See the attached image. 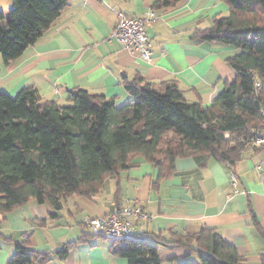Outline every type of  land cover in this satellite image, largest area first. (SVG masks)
Returning <instances> with one entry per match:
<instances>
[{"label": "crops", "instance_id": "0c3cea01", "mask_svg": "<svg viewBox=\"0 0 264 264\" xmlns=\"http://www.w3.org/2000/svg\"><path fill=\"white\" fill-rule=\"evenodd\" d=\"M159 0H67L56 22L23 55L5 64L0 54V88L15 97L24 88L38 90L43 101L68 104L70 91L115 98L118 106L132 102L124 79L141 76L151 82L173 81L191 103L213 104L227 83L236 80L228 60L240 49L194 38L217 17H227L224 0H182L159 8ZM0 0V4H1ZM9 16L13 2L5 1ZM3 6V5H2ZM154 12L147 28L149 60L129 51L113 36L119 13L143 18ZM4 12V11H3ZM5 13V12H4ZM6 14V13H5ZM138 167L106 178L94 198L73 195L60 210L50 203L31 201L0 214V264L15 253V242L28 241L49 252L46 264H129L115 254L124 243L95 236L85 222L112 213L117 205L140 206L151 219H133L137 236L159 249L161 264H201L198 253L168 244L175 236H195L211 229L234 246L245 264H264V148L242 151L234 165L215 158L179 157L171 176L159 179L157 167L142 158ZM238 179L231 186V173ZM237 190V192H235ZM55 215V216H54ZM78 243L64 259L57 257L65 243ZM168 244V245H166Z\"/></svg>", "mask_w": 264, "mask_h": 264}, {"label": "trees", "instance_id": "16d2710c", "mask_svg": "<svg viewBox=\"0 0 264 264\" xmlns=\"http://www.w3.org/2000/svg\"><path fill=\"white\" fill-rule=\"evenodd\" d=\"M181 1L159 0L156 7L168 9ZM224 1L230 14L193 35L241 50L228 60L236 80L227 83L210 106L189 102L173 81L151 82L141 76L124 79L133 100L121 107L115 98L81 89L71 90L69 103L63 105L43 101L33 87L15 97L0 88V214L31 201L50 202L60 210L70 196L92 199L106 178L138 167L139 158L157 167L159 179L171 176L179 157H212L234 165L253 145L251 129L263 125L264 0ZM12 2L11 16L0 27L5 64L34 45L67 6V0ZM5 19L0 10V22ZM259 231L264 238V229ZM88 236L65 243L55 254L66 258ZM123 241L114 253L129 264L162 263L155 245L137 235ZM172 243L198 253L201 264H245L236 248L211 229L192 237L175 236ZM15 244L7 264L51 260L49 252L34 250L27 240Z\"/></svg>", "mask_w": 264, "mask_h": 264}, {"label": "built area", "instance_id": "2783aa9c", "mask_svg": "<svg viewBox=\"0 0 264 264\" xmlns=\"http://www.w3.org/2000/svg\"><path fill=\"white\" fill-rule=\"evenodd\" d=\"M118 17V25L113 36L126 50L138 52L144 60L148 61L151 54V41L148 37L147 28L155 22V13L150 11L146 13L145 17L138 19L128 17L123 13H119ZM261 116L263 125L259 128H252L251 134L253 145L264 148V106L261 108ZM237 184L238 179L233 172L231 173V186L236 188ZM151 217L140 206L120 204L112 213L88 219L85 224L95 236H104L114 241H121L137 234V225L133 219L145 221Z\"/></svg>", "mask_w": 264, "mask_h": 264}, {"label": "rangeland", "instance_id": "374dc122", "mask_svg": "<svg viewBox=\"0 0 264 264\" xmlns=\"http://www.w3.org/2000/svg\"><path fill=\"white\" fill-rule=\"evenodd\" d=\"M2 2H1V4H0V10L1 11H4L6 14V16H9L10 15V12H9V10H8V6H7V3L5 2V1H9V0H1ZM3 5V6H2ZM1 24V23H0ZM108 240H112V239H109L108 238ZM118 243H123L124 241L123 240H121V241H117Z\"/></svg>", "mask_w": 264, "mask_h": 264}]
</instances>
